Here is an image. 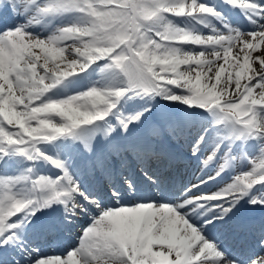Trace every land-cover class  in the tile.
I'll list each match as a JSON object with an SVG mask.
<instances>
[{"label": "snow or ice", "instance_id": "1", "mask_svg": "<svg viewBox=\"0 0 264 264\" xmlns=\"http://www.w3.org/2000/svg\"><path fill=\"white\" fill-rule=\"evenodd\" d=\"M0 264H264V0H0Z\"/></svg>", "mask_w": 264, "mask_h": 264}]
</instances>
